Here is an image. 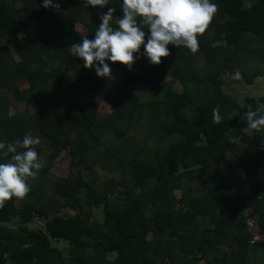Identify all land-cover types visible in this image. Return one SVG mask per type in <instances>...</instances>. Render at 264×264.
<instances>
[{
    "label": "trees",
    "instance_id": "1",
    "mask_svg": "<svg viewBox=\"0 0 264 264\" xmlns=\"http://www.w3.org/2000/svg\"><path fill=\"white\" fill-rule=\"evenodd\" d=\"M57 2L0 0V141L31 132L43 165L23 198L0 205V264H264V245L250 244L264 231V134L242 119L264 93L238 103L222 90L264 79V0H212L217 12L196 52L169 45L160 65L141 55L131 70L109 62L111 79L85 69L69 47L93 38L108 7L116 27L119 0ZM93 94L108 113L77 101ZM62 152L64 178L51 172ZM228 156L246 187L221 173ZM95 168L114 179L81 176ZM98 208L101 223L92 220Z\"/></svg>",
    "mask_w": 264,
    "mask_h": 264
},
{
    "label": "clouds",
    "instance_id": "2",
    "mask_svg": "<svg viewBox=\"0 0 264 264\" xmlns=\"http://www.w3.org/2000/svg\"><path fill=\"white\" fill-rule=\"evenodd\" d=\"M83 3L84 7L104 8L109 0ZM41 6L47 9L59 4L57 0H42ZM119 9L122 15L116 19V27L110 23L116 9L108 7L99 16L93 38L85 36L69 47L72 56L81 59L85 69H94L100 78L111 79L110 63L131 70L141 55L150 65H160L162 58L169 56V45L196 52L198 34L205 32L217 5L212 0H119ZM220 119L218 109L214 108V122ZM242 119L248 129L264 134V103H257L254 110L249 105ZM38 143L31 132L13 142L0 141V157L11 154L7 162H0V205L13 197L23 198L29 191L28 178L35 177L43 166L35 148Z\"/></svg>",
    "mask_w": 264,
    "mask_h": 264
},
{
    "label": "rangeland",
    "instance_id": "3",
    "mask_svg": "<svg viewBox=\"0 0 264 264\" xmlns=\"http://www.w3.org/2000/svg\"><path fill=\"white\" fill-rule=\"evenodd\" d=\"M77 31H79L81 34L85 33L84 28L81 25H76L75 28ZM9 43V42H8ZM9 46L12 48L11 44ZM253 66V64H251ZM167 83H171L172 80L167 79L165 80ZM139 85V84H137ZM136 85V86H137ZM263 85H264V79L263 78H257L254 80V82L246 85L242 82L238 81H228V83L222 88L223 92L228 94L230 97H233V99L241 103L242 99L245 95L252 96L254 98H259L263 95ZM24 87V86H22ZM174 88L179 89V86L176 84ZM136 90H140L138 87H136ZM144 98V97H143ZM79 103H88L90 104L97 112L99 113H108L110 111V107L108 104H106L97 94H93L90 98H87L85 96L79 97L77 100ZM29 111L34 112L35 107L33 104L29 106ZM10 113L13 114L14 110L10 108ZM237 160L233 158L232 156H228L224 163L221 164L220 170L221 173L228 179L231 184L234 187H241L244 188L247 186V183L244 180V171L237 166ZM70 168V160L67 157L65 152H62L60 156L53 162V166L51 169V172L56 175L57 177H66ZM78 169H81V167L75 166L73 171H77ZM81 176L86 180L91 179H98L102 183L109 184L111 183L113 176L111 174H107L103 172L102 170L95 168L91 173L81 171ZM99 186H96V189H98ZM98 209H95L92 211V220H97L100 223L103 221V215L101 211ZM246 211L244 212V214ZM14 225V223H13ZM39 225L38 223L34 222L29 224L28 227L35 228ZM58 246H62L63 244H57ZM225 247L223 246V249ZM254 249H256L254 247ZM260 252V251H259ZM263 254V253H262ZM261 254V255H262ZM264 255V254H263ZM264 258V257H262ZM264 262V260H263ZM201 264H206V261L204 262L202 260Z\"/></svg>",
    "mask_w": 264,
    "mask_h": 264
},
{
    "label": "built area",
    "instance_id": "4",
    "mask_svg": "<svg viewBox=\"0 0 264 264\" xmlns=\"http://www.w3.org/2000/svg\"><path fill=\"white\" fill-rule=\"evenodd\" d=\"M255 223L251 219H247V226L248 228L254 227ZM250 244L255 245V244H263L264 245V231L263 232H253L251 234L250 238Z\"/></svg>",
    "mask_w": 264,
    "mask_h": 264
},
{
    "label": "water",
    "instance_id": "5",
    "mask_svg": "<svg viewBox=\"0 0 264 264\" xmlns=\"http://www.w3.org/2000/svg\"><path fill=\"white\" fill-rule=\"evenodd\" d=\"M68 212H70L71 214H73V211H71L70 209L68 210ZM253 246V245H251ZM248 259H252V258H256L257 260L260 258L258 255L254 254V253H250L248 256H247Z\"/></svg>",
    "mask_w": 264,
    "mask_h": 264
},
{
    "label": "crops",
    "instance_id": "6",
    "mask_svg": "<svg viewBox=\"0 0 264 264\" xmlns=\"http://www.w3.org/2000/svg\"><path fill=\"white\" fill-rule=\"evenodd\" d=\"M244 176H245V174H244Z\"/></svg>",
    "mask_w": 264,
    "mask_h": 264
}]
</instances>
